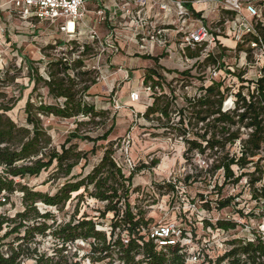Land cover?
<instances>
[{
  "label": "trees",
  "instance_id": "16d2710c",
  "mask_svg": "<svg viewBox=\"0 0 264 264\" xmlns=\"http://www.w3.org/2000/svg\"><path fill=\"white\" fill-rule=\"evenodd\" d=\"M187 5L196 13L189 3ZM68 42L60 40L44 48L50 51L46 74L40 71L36 61L25 55L20 68L0 69V207L8 204L17 193L22 205L13 215L0 213V264H188V246L182 243L159 246L151 236L152 228L159 223L152 224L146 212L135 210L130 202L136 191L133 178L138 168L126 174L114 156L115 140L108 142L99 162L88 173L72 174L82 160L85 164L89 162V154L96 152L99 141L108 140L116 128L117 115L109 109H98L88 100L89 91L100 75L98 70L88 67L86 61L93 52L92 46L86 44L77 58L73 57L77 51L75 46L63 51V55L54 53L57 46ZM144 57L154 60L153 66L144 72V83L150 81L161 86L165 81L168 88V93L156 96L152 105L145 107L144 118L151 120L152 128L161 130L164 136L182 137L186 159L194 151L207 153L208 158L216 156L210 171L222 170L226 183H239L247 172L237 175L234 167L247 168V153L255 154V150L247 151V137H243L241 129H247V117L251 118L250 124L256 125L257 132L248 143L257 147L263 128L258 120L264 112L263 100L256 98L248 103L239 91L236 108L224 111L227 88L225 92L222 90V81L200 87L203 95L189 98L184 86L174 82L191 77L194 67L169 70L158 63V56ZM210 60L216 61V58ZM24 68L34 85L24 107L26 121L19 124L9 113L21 99L22 95L17 96L12 86L16 84L18 72ZM166 72L174 75L170 81ZM229 72L240 77V73ZM41 86L47 88V96L52 101L44 100L38 92ZM24 88L21 86L20 93ZM50 116L73 119L76 124L60 150L53 145L52 136L44 125V118ZM88 124H93L94 128H85ZM96 130L99 131L94 135ZM237 139L242 140L241 155L228 148ZM74 140L90 141L94 146L85 152L73 143ZM157 163L158 160H154L152 164ZM51 168V177L67 178L54 193L38 190L26 182ZM191 177L187 175L185 179ZM86 197L103 203V207L97 209L98 215L90 216L86 210L80 211L78 203ZM233 200L232 196L220 200L219 208L228 207ZM73 201H76L75 209L67 219H59L52 210L62 212ZM108 215L111 216L108 218ZM107 219L109 230L100 229L98 226ZM206 223L223 233L238 225L228 219ZM182 228L184 233L188 232L184 226ZM251 233V238L227 239L224 251L216 257L205 254L200 248L199 261L195 264H264V239L255 229ZM47 238L54 243L51 253L48 248L40 247L41 239ZM78 240L89 246L88 252L80 254L75 250L70 253Z\"/></svg>",
  "mask_w": 264,
  "mask_h": 264
},
{
  "label": "rangeland",
  "instance_id": "374dc122",
  "mask_svg": "<svg viewBox=\"0 0 264 264\" xmlns=\"http://www.w3.org/2000/svg\"><path fill=\"white\" fill-rule=\"evenodd\" d=\"M215 15L216 13H213L206 20L210 26L213 25L212 22L217 16ZM3 21L6 24V31L0 32V69L7 66L20 68L23 64L22 56L25 55L36 61L40 71L46 74V62L49 60L50 51H45L44 48L60 40L66 42L70 38L66 32L60 29V26L48 22L36 23L35 27H30L15 16L9 21L3 16ZM226 42L230 43V41ZM63 51H67L66 45L57 46L54 53L63 55ZM108 55L106 54L99 60L102 70H98L100 80H97L98 84L96 83L97 85L90 90L91 96L88 97V100L94 103L98 109H109L115 113L117 125L108 140L97 143L96 152L89 154V162L85 164V160H82L74 168L72 174L88 173L99 162L108 142L115 140L112 147L114 156L123 165L126 174L129 175L131 170L138 168L133 178V187L136 191L132 193L130 202L136 208L135 210L145 211L146 217L152 219V224L177 222L191 234L192 248L195 250L203 248L205 254L213 257L224 251L225 247L221 245L227 239L250 237L252 228H258L263 216L260 211V201L251 196V193H257L260 184L249 186L247 176L243 177L239 183H226L222 171L213 173L203 162L207 158L206 154L201 156L189 154L186 159L184 157L185 147L178 138L164 136L161 130L152 128L151 120L137 115V112L143 111L138 109V102L131 101L130 93L128 94V103L124 104L119 100L118 91L121 79L115 75L118 71L117 66H111L109 72L103 71L102 68L104 63L109 61ZM234 57L236 58L231 55L229 62H234ZM96 60L92 57L86 59L90 66L96 64ZM103 73L108 75L109 79L107 77L103 79L101 77ZM138 75L137 73L133 80L127 81V86L130 90L138 91L139 95L143 97L146 92ZM114 78L115 85L113 87L105 86L100 89L102 84L106 85V80L111 81ZM15 82L12 89L15 90L17 96L20 94L22 96L9 115L17 123L24 124L26 121L24 107L34 84L30 81L26 68L18 72ZM21 86L25 88L20 93ZM38 92L43 95L44 100L52 101L47 96V88L41 86ZM44 125L52 136L53 145L59 150L69 132L76 127L73 119H61L55 116L44 118ZM85 128H94V125L88 124ZM98 131H93V134L95 135ZM73 143H76L77 147L85 152L90 151L94 146L90 141L74 140ZM234 151H237L236 148H233L232 152ZM213 158L207 159L213 160ZM154 160H158L156 165L152 164ZM234 169L237 174L252 170L250 166L243 170L237 167ZM52 174L53 168L43 171L38 177L29 178L26 182L38 190L54 193L67 178L61 175L51 177ZM187 175L192 176L190 180L185 179ZM19 195V193L14 194L8 204L0 207V213L13 215L17 210H20L22 205ZM230 196L234 197L231 205L220 209L218 202ZM75 205L76 201H73L62 212H58L54 208L52 210L58 214L59 219L64 217L67 219L69 214L74 211ZM102 207L103 203L87 197L85 201L78 203L80 211L86 210L90 216L98 215L97 209ZM110 216L108 215V218ZM219 219L235 221L238 225L235 229L225 233L207 226L206 222L215 223ZM98 227L109 230V219L103 220ZM41 240V249L48 248L51 253L52 244H54L52 240L50 238ZM75 250L84 254L88 252L89 246L77 242L71 247L70 253H74Z\"/></svg>",
  "mask_w": 264,
  "mask_h": 264
},
{
  "label": "built area",
  "instance_id": "2783aa9c",
  "mask_svg": "<svg viewBox=\"0 0 264 264\" xmlns=\"http://www.w3.org/2000/svg\"><path fill=\"white\" fill-rule=\"evenodd\" d=\"M114 1V8H111L105 0H5V2L0 0V8H6L12 16L19 17L30 27L43 22L60 26V29L70 37L66 49L72 50L74 46L77 48V51L73 53L75 58L85 50L86 44L92 46L93 52L88 57L97 60L96 64L88 65V67L96 70H101L99 60L103 56L117 55L122 51L119 43L120 35L117 32L119 25L115 22L121 11L124 21L128 22L126 26L123 24V27H129L131 30L128 38L130 42L146 52H150L154 47H160L169 54L177 51L180 56L177 61L182 65V69L177 71L194 67L191 77L174 82L184 86L183 90L189 98H199L203 95L200 87H207L219 80L223 82L224 92L227 88L223 103L224 111L236 108L239 91L247 98L248 103L260 98L264 106V0ZM149 2L170 18L159 23L157 19L148 16ZM90 3H93L92 12L95 19L94 24L86 32L83 31L82 24L86 14L91 12L88 8ZM188 3L196 10V13L187 5ZM199 4L201 7H195ZM204 5L208 7L204 9ZM213 13L217 16L215 15L213 25L210 26L206 20ZM70 24H73V28H69ZM102 25H106L107 28V33L103 37L99 33V27ZM5 31L6 25L0 21V32ZM84 34H87L88 39L82 38ZM72 41L76 44H71ZM171 41H175L172 49H170ZM220 54L222 57H219ZM231 55L236 56L234 62H229ZM214 57L216 61H208ZM229 71L240 73V77ZM165 76L169 81L174 77L167 72ZM97 80H100L99 76ZM141 85L146 95L141 97L138 91H132L130 93L132 102L149 106L152 105L156 96L168 93L165 81L162 82L163 87H161L150 81L144 83L142 78ZM139 113L143 116L144 111L137 112V115ZM258 120L263 128L259 133L261 137L257 147L248 143L252 135L257 132L256 125L250 124L251 118L247 117V129L241 130L244 132L243 137H247V151L255 150L254 155L247 153L249 160L247 168L250 166L252 169L247 171L248 184L249 186L260 184L257 193H251V196L260 201V211L263 216L258 228H252V230L255 229L264 239V112ZM178 140L183 143L182 137ZM242 147L241 139H237L232 146L228 145L231 151L236 148L237 151L234 152L238 155H241ZM194 154L204 155L197 151L191 153V155ZM207 158L203 162L210 167L213 160ZM151 236L155 238L159 246L178 243L187 245L189 254L187 263L195 264L199 261L200 249L195 250L191 247V234L184 233L182 225L177 222L159 223L152 228ZM251 237H253L252 233ZM77 242L85 243L82 240ZM221 246L226 247L224 244Z\"/></svg>",
  "mask_w": 264,
  "mask_h": 264
},
{
  "label": "crops",
  "instance_id": "0c3cea01",
  "mask_svg": "<svg viewBox=\"0 0 264 264\" xmlns=\"http://www.w3.org/2000/svg\"><path fill=\"white\" fill-rule=\"evenodd\" d=\"M1 2H5V0H1ZM105 2L108 6H110L111 8H114V3H115L114 0H105ZM195 7H201V4ZM207 7L208 5L203 6L204 9ZM88 8L91 10V12L86 14V18L82 24L83 31L85 30L86 32L94 24V19H95V16L92 12L93 3H90ZM147 13H148V16H150L152 19H157L159 23H162V20L164 19L168 20L170 18V16L166 17L163 12H160L157 6L153 7L152 2H149L148 4ZM157 14L159 15L157 16ZM3 16L6 17L8 21L11 20L12 17H14V15L12 16L10 12L4 7L0 8V21L4 25H6L5 22L3 21ZM115 22L119 25V27L117 28V32L120 35L119 43L122 47V51L120 54L109 56V61H106L104 65L102 66V68H103V71L109 72V69L111 66H117L118 71L116 72L115 75L117 76V78L121 79V82L119 85L120 89L118 91L119 100L123 102L124 104H126L128 103V98H129L128 94L133 91V90H130L129 87L127 86V81H130L131 79L133 80V78H135V76L138 73L139 74L138 78L140 79V82H142V78H143L146 68L151 67L154 64V60L152 58H145L144 55L158 56L159 57L158 63L162 65L165 69L181 70L182 65L180 64L179 61H177L180 57L177 51H174L169 54L160 47H154L150 52H146V51L141 50L138 46H136L132 42H130L128 38L130 37L131 30L129 27L128 28L123 27V24L124 26H126L128 22L124 21V17L122 16L121 11L119 12V15L116 17ZM106 29H107L106 25H102L99 27V33L102 37L107 33ZM82 38L88 39L87 34L82 35ZM170 45H171L170 49L174 48L175 41H171ZM101 77H103V79L105 77L109 79V76L104 75V73ZM97 84L93 85L90 90H92L94 86H96ZM114 85H115V78L114 80H111V81L106 80V85L102 84L100 89L104 88L105 86L113 87ZM129 103H132V102H129ZM137 105L140 111H144L146 107L144 104L138 103Z\"/></svg>",
  "mask_w": 264,
  "mask_h": 264
},
{
  "label": "bare ground",
  "instance_id": "6f19581e",
  "mask_svg": "<svg viewBox=\"0 0 264 264\" xmlns=\"http://www.w3.org/2000/svg\"><path fill=\"white\" fill-rule=\"evenodd\" d=\"M69 28H73V24H70V25H69Z\"/></svg>",
  "mask_w": 264,
  "mask_h": 264
}]
</instances>
